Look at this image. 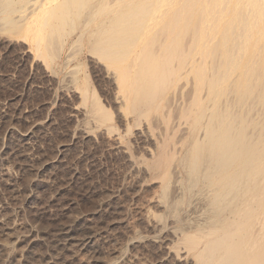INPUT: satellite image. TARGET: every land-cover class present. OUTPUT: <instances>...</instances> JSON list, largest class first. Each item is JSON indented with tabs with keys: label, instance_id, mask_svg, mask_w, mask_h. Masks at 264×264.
<instances>
[{
	"label": "bare ground",
	"instance_id": "bare-ground-1",
	"mask_svg": "<svg viewBox=\"0 0 264 264\" xmlns=\"http://www.w3.org/2000/svg\"><path fill=\"white\" fill-rule=\"evenodd\" d=\"M32 2L0 0V30L20 32L53 63L72 39L69 56L89 52L115 71L123 111L135 120L128 131L143 119L152 130L165 124L148 169L163 180L179 243L196 250L198 264H264V0H48L38 18ZM160 6L162 27L142 36ZM82 65L75 86L111 133L113 112ZM89 234L66 231L59 241L79 247Z\"/></svg>",
	"mask_w": 264,
	"mask_h": 264
},
{
	"label": "rangeland",
	"instance_id": "rangeland-1",
	"mask_svg": "<svg viewBox=\"0 0 264 264\" xmlns=\"http://www.w3.org/2000/svg\"><path fill=\"white\" fill-rule=\"evenodd\" d=\"M33 1L38 8L31 17L38 18L49 2ZM162 9L152 15L155 25L141 28L142 36L153 39L162 27ZM19 34L0 30V264H198L196 250L178 240L174 218L167 219L163 180L149 174L165 124L152 130L143 119L128 131L135 120L123 111L107 63L89 52L69 56L72 39L53 63ZM79 62L113 112L117 129L111 133L83 104L72 74ZM174 117L173 125L179 122ZM186 128L182 124L178 136ZM66 231L90 234L73 247L60 243Z\"/></svg>",
	"mask_w": 264,
	"mask_h": 264
}]
</instances>
